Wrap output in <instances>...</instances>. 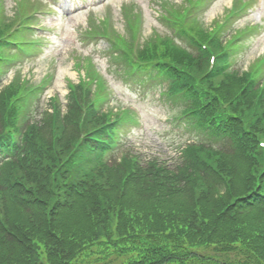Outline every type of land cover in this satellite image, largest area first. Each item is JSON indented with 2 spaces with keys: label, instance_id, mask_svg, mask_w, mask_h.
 <instances>
[{
  "label": "trees",
  "instance_id": "16d2710c",
  "mask_svg": "<svg viewBox=\"0 0 264 264\" xmlns=\"http://www.w3.org/2000/svg\"><path fill=\"white\" fill-rule=\"evenodd\" d=\"M170 14L182 35L200 32ZM11 28L0 25V38ZM171 47L118 50L128 72L154 61L171 83L190 88V120L207 141L187 145L173 166L138 168L102 159L105 132L80 142L109 115L90 111L79 124L75 101L64 116L42 113L0 163V264H264V96L250 73L222 63L209 72L197 54ZM5 92L0 154L8 153L1 134H12L19 118L18 91Z\"/></svg>",
  "mask_w": 264,
  "mask_h": 264
},
{
  "label": "rangeland",
  "instance_id": "374dc122",
  "mask_svg": "<svg viewBox=\"0 0 264 264\" xmlns=\"http://www.w3.org/2000/svg\"><path fill=\"white\" fill-rule=\"evenodd\" d=\"M1 1L4 8L3 11L0 10V17L1 13H4L7 17L5 20L10 27L15 23L19 26L18 17L15 16L18 15L17 1ZM18 1L19 4L23 1H25L24 3H29V5L35 4L36 7L43 8L42 11L45 10L44 5L47 7L43 0ZM160 1L107 0L96 5L92 15L87 14L91 10L69 13L66 9H63L62 11L53 10L50 15L39 14L35 16L42 19L41 22L39 21V25H37L39 26L38 29L44 28V30L32 29L27 34L43 36L45 44L41 45V47L38 46V48L31 47L33 52L29 54L21 53L17 64L9 70L3 82L0 83V89H5L3 87L12 78L14 72H20L23 77L30 80V84H39L46 78V83H49L42 94L41 102L46 103L49 96L59 94V97L63 99L61 104L62 110H65L64 104H66L65 95L67 94V86L70 81L77 82L80 75L84 72V68L78 70L76 62L83 60L85 64L86 58H92L102 79L107 82L109 87L114 89L115 99L121 101L122 105L134 106L140 115L142 125L137 129V134H133L129 141L130 143L133 141L134 149L146 157V159H149L148 156H153L158 157L161 161H174V157L178 153V145L186 141L184 138L187 136L185 134L181 135L171 125L169 115H174L177 112V108H181L182 106L180 104H172L169 101L163 103L166 100L164 98L160 99L158 94L150 93L148 96L139 97V94L134 92L132 88L125 90L120 76L114 72L115 67H119L115 58L104 53L108 47L107 43L100 41L97 46L90 45L88 47L84 43H81L80 40V35L90 29V17L93 19V16L97 19H102L106 15L110 16L111 27L117 30V32L123 33L124 26L128 24V20L122 9L129 5L134 10L137 9L142 16V26L139 33L140 41L147 40L154 32L163 35H173L174 30L160 20ZM231 1L217 0L214 4H210L205 11L200 9L198 11L200 21L205 27L211 28L212 20L214 18L220 19L225 8L231 5ZM252 2L253 7L242 17V20L239 19L231 23L234 30L242 28L245 25H255L258 29L255 31L254 37L246 40L244 46L237 50L236 57L240 61L238 66L244 69L259 55L264 53V0H252ZM30 10L28 7L27 11ZM1 23L3 22L1 21ZM92 24L94 26L98 25L97 23ZM125 29L127 30L126 27ZM125 37L130 39L129 31H126ZM108 104L104 106V109L107 110L108 106H116L115 100H112ZM69 107L70 105H67L66 109ZM123 159L127 160L129 157H126L124 153L120 154L118 160Z\"/></svg>",
  "mask_w": 264,
  "mask_h": 264
}]
</instances>
